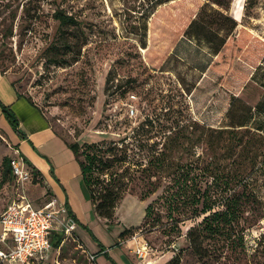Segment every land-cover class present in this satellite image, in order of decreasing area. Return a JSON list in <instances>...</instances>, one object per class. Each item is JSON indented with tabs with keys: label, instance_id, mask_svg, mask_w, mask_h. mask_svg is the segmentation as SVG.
I'll return each instance as SVG.
<instances>
[{
	"label": "rangeland",
	"instance_id": "374dc122",
	"mask_svg": "<svg viewBox=\"0 0 264 264\" xmlns=\"http://www.w3.org/2000/svg\"><path fill=\"white\" fill-rule=\"evenodd\" d=\"M201 1L161 4L152 21L148 0H39L30 5L34 19L25 15L24 0H0V70L39 107L60 138V142L44 140V153L36 154L54 165L59 175H69L68 190L81 219L75 220L76 229L56 248V262L48 264H98L96 253L101 248L110 250L118 264H172L176 259L177 264H264V156L233 188L235 193L242 192V218L235 230L241 241L234 247L209 239L206 256L198 257L184 234L191 221L173 238L158 225L142 224L145 206L160 190L145 199L136 193L125 195L111 221L96 215L79 176L76 156L68 146L74 141L116 138L124 129L121 122L136 126L147 115L170 121L162 115L168 109L171 117L218 126L225 121L230 95L255 104L262 89L250 76L264 56V0H221V7L213 5L235 22L225 49L223 46L218 52L230 25L219 14L212 16L214 24L208 30L192 24L183 32ZM56 11L72 14L79 21L84 40L70 41L74 48L63 54L64 64L48 60L61 51L57 48L62 41ZM9 27L12 36L6 37L3 33ZM173 38L176 41H170ZM262 73L264 69L259 76ZM255 124L264 126V117L255 118ZM15 149L0 128V212L18 193L37 204L50 195L55 197L41 173L20 185L5 171L4 158L15 155ZM21 155L32 168L31 161ZM46 177L62 190L51 172ZM76 230L84 232V241L92 243L94 250ZM138 243L147 244L145 260L134 251ZM99 256L101 264H111L104 255Z\"/></svg>",
	"mask_w": 264,
	"mask_h": 264
},
{
	"label": "trees",
	"instance_id": "16d2710c",
	"mask_svg": "<svg viewBox=\"0 0 264 264\" xmlns=\"http://www.w3.org/2000/svg\"><path fill=\"white\" fill-rule=\"evenodd\" d=\"M33 1L39 2L24 0L21 5L30 19L35 16V10L30 6ZM148 1L151 2V20L154 21L157 8L173 0ZM221 4V0L199 2L194 17L183 30L186 33L192 24L208 30L214 24L212 16L215 14L230 21L229 35L216 52L223 46L225 49L226 40L235 28V22L213 6L221 7ZM11 13L14 19L15 14ZM54 16L58 20L62 44L57 47L60 53L49 56L48 60L64 64L67 60L63 54L74 48L70 41L84 40L79 33V21L72 14L56 11ZM3 35L11 37L12 28H7ZM75 58L73 55L71 60ZM262 66L264 56L250 76V80L262 89L255 104H247L239 96L230 95L225 121L218 126H204L195 120L190 122L171 117L168 109L162 114L170 119L166 123L160 116L147 115L136 126H131L128 121L121 122L124 129L116 138L68 143L76 156L79 176L95 214L111 221L118 202L125 195L136 193L140 199H145L160 190L145 206L143 225H158L163 234L173 238L182 234L184 223L191 221L192 225L184 234L188 247L198 257L206 256V241L209 239L222 241L221 246H237L241 241L235 230L242 218L243 209L239 203L242 192L235 193L233 188L248 175V168L254 170L260 162L259 157L264 156V126L252 125L255 118L264 117V73L259 76L260 70L264 69ZM17 94L24 96L19 91ZM26 98L34 104L29 97ZM36 108L39 107L36 105ZM0 109L11 128L25 138L18 127V119L8 106L0 102ZM3 164L5 171L11 173L7 157ZM29 171L32 181L40 175L34 166ZM64 204L68 214L77 220L67 202ZM91 235L102 247L101 242ZM61 239L62 234L55 233L52 245L57 248ZM100 250L96 256L102 254L111 264H118L107 251ZM177 263V259L172 262Z\"/></svg>",
	"mask_w": 264,
	"mask_h": 264
},
{
	"label": "built area",
	"instance_id": "2783aa9c",
	"mask_svg": "<svg viewBox=\"0 0 264 264\" xmlns=\"http://www.w3.org/2000/svg\"><path fill=\"white\" fill-rule=\"evenodd\" d=\"M15 151L8 159L10 172L18 184L24 185L31 180V174L23 157ZM74 229V219L57 197L50 195L42 205L34 206L31 199L18 193L0 212V264L56 262L53 235L61 233L63 238ZM134 251L139 259L145 260L147 244H136Z\"/></svg>",
	"mask_w": 264,
	"mask_h": 264
},
{
	"label": "crops",
	"instance_id": "0c3cea01",
	"mask_svg": "<svg viewBox=\"0 0 264 264\" xmlns=\"http://www.w3.org/2000/svg\"><path fill=\"white\" fill-rule=\"evenodd\" d=\"M0 85H2L0 89V102L3 105L8 106V108L13 112V114L18 119V127L21 132L25 135V138H21L8 124L6 119L4 118L3 114L1 113L0 109V128L10 137L11 142L16 145V149L20 155L21 152L25 154V156L31 161L32 165L36 167L40 173L42 174L43 178L45 177L46 181H48L49 186L59 200L67 202L69 209L75 215L77 221H81L80 217L77 215V210L74 206L73 199L70 197V191L68 190V184L71 185L69 182V175H59L57 172V168L53 165H48L45 160L39 159L36 152H42L41 146H44L43 141L54 139V141L60 142V138L53 132L52 127L50 125V121L46 118V116L40 111L39 108H36V104H31L26 96H19L17 93L18 91L12 85L9 78L6 74L0 71ZM35 105V106H34ZM44 153V152H42ZM22 156V155H21ZM50 159V158H49ZM49 159L46 158V161L50 163ZM52 171L51 174L53 175L54 179L57 183L61 186L62 190L59 186L54 182L53 179L47 178L48 171ZM29 182V181H28ZM69 182V183H68ZM57 187V188H55ZM34 206H40L45 201L43 200L40 204L31 200ZM75 212V213H74ZM76 229V227H75ZM74 229V230H75ZM77 232V230H76ZM83 243L88 246L89 249H95V246L91 244H87L84 241V232H77ZM97 240L100 239L95 236ZM101 242V241H100ZM102 243V242H101ZM102 251V250H98ZM108 254L116 261V258L111 254L110 250H105ZM97 252V253H98ZM101 256H96V261L98 264H101ZM101 261V262H100ZM108 261V260H107ZM110 263V262H109ZM108 264V263H105Z\"/></svg>",
	"mask_w": 264,
	"mask_h": 264
}]
</instances>
